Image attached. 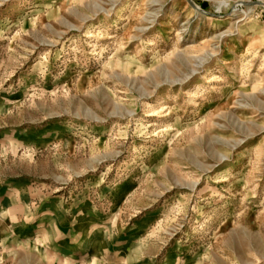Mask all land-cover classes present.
I'll use <instances>...</instances> for the list:
<instances>
[{
	"label": "rangeland",
	"instance_id": "1",
	"mask_svg": "<svg viewBox=\"0 0 264 264\" xmlns=\"http://www.w3.org/2000/svg\"><path fill=\"white\" fill-rule=\"evenodd\" d=\"M0 264H264V0H0Z\"/></svg>",
	"mask_w": 264,
	"mask_h": 264
}]
</instances>
